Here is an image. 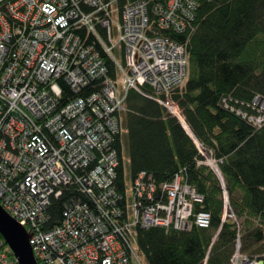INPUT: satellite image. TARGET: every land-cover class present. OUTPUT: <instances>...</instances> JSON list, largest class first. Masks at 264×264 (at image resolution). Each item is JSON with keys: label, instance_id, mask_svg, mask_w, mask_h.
Masks as SVG:
<instances>
[{"label": "built area", "instance_id": "2783aa9c", "mask_svg": "<svg viewBox=\"0 0 264 264\" xmlns=\"http://www.w3.org/2000/svg\"><path fill=\"white\" fill-rule=\"evenodd\" d=\"M202 1L0 0V205L30 233L38 264H148L136 227L209 225L180 174L157 183L140 172L129 183L125 172L121 190L115 145L131 89L184 124L173 94L188 79V41L166 32L193 31ZM255 107L243 115L261 125L264 101ZM198 147L221 182L224 217L233 215L216 160ZM72 185L87 200L70 196L61 223L47 227L53 199ZM10 252L0 238V264H19ZM226 264L264 258L242 254L238 238Z\"/></svg>", "mask_w": 264, "mask_h": 264}, {"label": "trees", "instance_id": "16d2710c", "mask_svg": "<svg viewBox=\"0 0 264 264\" xmlns=\"http://www.w3.org/2000/svg\"><path fill=\"white\" fill-rule=\"evenodd\" d=\"M166 34L188 41V79L173 94L184 124L156 99L129 90L125 131L115 144L117 181L123 190L125 172L131 179L144 172L157 183L180 174L202 195L195 212H208L210 223L186 230L136 227L138 250L148 264H226L239 238L242 254L263 259L264 123L255 125L243 114L256 113L255 98L264 100V0H203L193 31ZM108 64L113 74V62ZM198 144L217 162L233 215L224 217L221 182L209 165L199 163L205 156ZM73 195L88 197L79 185L64 187L48 208L47 227L61 223Z\"/></svg>", "mask_w": 264, "mask_h": 264}, {"label": "water", "instance_id": "95a60500", "mask_svg": "<svg viewBox=\"0 0 264 264\" xmlns=\"http://www.w3.org/2000/svg\"><path fill=\"white\" fill-rule=\"evenodd\" d=\"M0 234L19 264H38L30 244V233L10 216L1 205Z\"/></svg>", "mask_w": 264, "mask_h": 264}, {"label": "bare ground", "instance_id": "6f19581e", "mask_svg": "<svg viewBox=\"0 0 264 264\" xmlns=\"http://www.w3.org/2000/svg\"><path fill=\"white\" fill-rule=\"evenodd\" d=\"M117 52H115V57L116 58H120V55H119V53L118 52H121L120 50H116ZM264 100H260L258 97L257 98H255V100H254V105L255 106H257L258 104H257V102H263ZM214 163H212V165H213ZM214 166H215V164H214ZM246 256H248V255H246ZM250 257V256H249Z\"/></svg>", "mask_w": 264, "mask_h": 264}, {"label": "rangeland", "instance_id": "374dc122", "mask_svg": "<svg viewBox=\"0 0 264 264\" xmlns=\"http://www.w3.org/2000/svg\"><path fill=\"white\" fill-rule=\"evenodd\" d=\"M257 104L258 105H260L261 104V102H257ZM124 159H125V161H126V167L128 168V163H127V160H128V154H127V151L125 150L124 151ZM208 161H209V159H208ZM126 168V169H127ZM128 171V170H127ZM129 183H131V178L129 177Z\"/></svg>", "mask_w": 264, "mask_h": 264}]
</instances>
